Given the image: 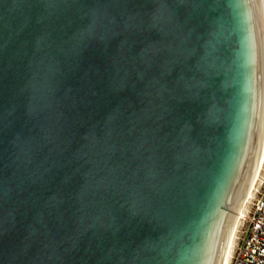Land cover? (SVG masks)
<instances>
[{
	"label": "water",
	"instance_id": "obj_1",
	"mask_svg": "<svg viewBox=\"0 0 264 264\" xmlns=\"http://www.w3.org/2000/svg\"><path fill=\"white\" fill-rule=\"evenodd\" d=\"M263 111L258 0H0V264H219Z\"/></svg>",
	"mask_w": 264,
	"mask_h": 264
},
{
	"label": "built area",
	"instance_id": "obj_2",
	"mask_svg": "<svg viewBox=\"0 0 264 264\" xmlns=\"http://www.w3.org/2000/svg\"><path fill=\"white\" fill-rule=\"evenodd\" d=\"M239 230L228 264H264V175L248 199Z\"/></svg>",
	"mask_w": 264,
	"mask_h": 264
},
{
	"label": "bare ground",
	"instance_id": "obj_3",
	"mask_svg": "<svg viewBox=\"0 0 264 264\" xmlns=\"http://www.w3.org/2000/svg\"><path fill=\"white\" fill-rule=\"evenodd\" d=\"M258 4L260 9L262 29H263V39H264V0H262V5L260 3V0H258ZM263 164H264V111H263V122L260 131L258 148L253 162L252 170L249 179L247 181V184L245 186V189L236 205L235 212L231 217L227 235L223 243L219 264H228L230 258L232 257L233 242L239 230L240 224L244 219L248 199L252 195V191L256 186L258 179L262 173Z\"/></svg>",
	"mask_w": 264,
	"mask_h": 264
},
{
	"label": "rangeland",
	"instance_id": "obj_4",
	"mask_svg": "<svg viewBox=\"0 0 264 264\" xmlns=\"http://www.w3.org/2000/svg\"><path fill=\"white\" fill-rule=\"evenodd\" d=\"M260 3H261V5H262V0H260ZM264 175V164H263V170H262V173H261V175H260V177L259 178H261V176H263ZM247 209V208H246ZM245 212H246V210H245ZM245 217V216H244ZM240 228V227H239ZM239 235H241L240 234V230H238V232H237V234H236V236H235V239H234V242H233V247H234V245H235V242H236V239H237V237L239 236Z\"/></svg>",
	"mask_w": 264,
	"mask_h": 264
},
{
	"label": "snow or ice",
	"instance_id": "obj_5",
	"mask_svg": "<svg viewBox=\"0 0 264 264\" xmlns=\"http://www.w3.org/2000/svg\"><path fill=\"white\" fill-rule=\"evenodd\" d=\"M254 46V45H253ZM254 99H255V97L253 96V97H250V99H249V103L251 104L253 101H254ZM253 107H255V105L253 104Z\"/></svg>",
	"mask_w": 264,
	"mask_h": 264
}]
</instances>
